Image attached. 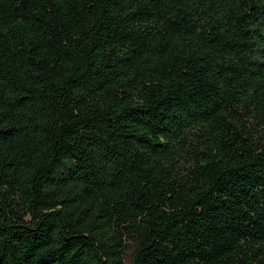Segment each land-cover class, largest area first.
Instances as JSON below:
<instances>
[{"label": "trees", "instance_id": "16d2710c", "mask_svg": "<svg viewBox=\"0 0 264 264\" xmlns=\"http://www.w3.org/2000/svg\"><path fill=\"white\" fill-rule=\"evenodd\" d=\"M0 264H264V0H0Z\"/></svg>", "mask_w": 264, "mask_h": 264}]
</instances>
